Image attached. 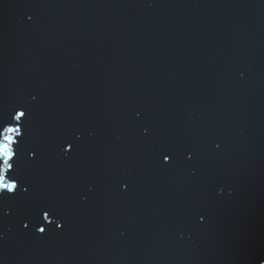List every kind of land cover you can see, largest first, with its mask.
<instances>
[{
    "label": "water",
    "instance_id": "obj_1",
    "mask_svg": "<svg viewBox=\"0 0 264 264\" xmlns=\"http://www.w3.org/2000/svg\"><path fill=\"white\" fill-rule=\"evenodd\" d=\"M21 103L65 226L5 205L0 264H264V0H0Z\"/></svg>",
    "mask_w": 264,
    "mask_h": 264
},
{
    "label": "snow or ice",
    "instance_id": "obj_2",
    "mask_svg": "<svg viewBox=\"0 0 264 264\" xmlns=\"http://www.w3.org/2000/svg\"><path fill=\"white\" fill-rule=\"evenodd\" d=\"M32 115V108L23 103L11 112L0 113V211L9 203L21 206V210L27 213L28 221L23 223V227L27 229L29 224L39 225L36 233L46 237L56 229L64 228V210L54 201L39 200L32 196L33 184L25 174V169L36 162L30 160L29 156L38 159L40 151L38 147H29ZM65 143L68 151L76 150L74 140ZM160 155L168 166L174 165L173 147L162 145Z\"/></svg>",
    "mask_w": 264,
    "mask_h": 264
}]
</instances>
